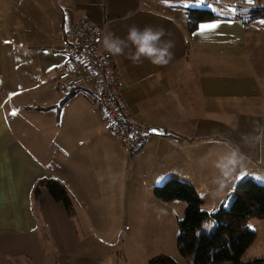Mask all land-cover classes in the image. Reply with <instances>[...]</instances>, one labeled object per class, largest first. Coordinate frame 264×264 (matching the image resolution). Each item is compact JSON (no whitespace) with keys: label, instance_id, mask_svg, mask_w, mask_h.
<instances>
[{"label":"crops","instance_id":"0c3cea01","mask_svg":"<svg viewBox=\"0 0 264 264\" xmlns=\"http://www.w3.org/2000/svg\"><path fill=\"white\" fill-rule=\"evenodd\" d=\"M190 1L22 0L14 12L0 0V264H150L160 255L181 264L165 238V222L155 219L169 204L155 197V187L186 179L205 196L204 205L211 198L210 213L228 204L222 198L247 177L244 166L262 148L241 130L261 114L264 33L254 23L264 18L250 13L264 0L228 9L235 18L212 11L214 22L194 32L188 11L198 8L188 7ZM84 18L105 36L126 40L131 26H152L174 42L172 59L161 66L147 59L134 64L127 58L130 43L123 55L103 46L130 111L155 126L132 157L135 172L92 93L62 92L53 81L67 36ZM220 25L231 26V37L219 36ZM46 179L67 188L73 216L46 188L34 197ZM147 179L156 184L155 198L139 210L128 196ZM123 203L128 231L120 227Z\"/></svg>","mask_w":264,"mask_h":264},{"label":"trees","instance_id":"16d2710c","mask_svg":"<svg viewBox=\"0 0 264 264\" xmlns=\"http://www.w3.org/2000/svg\"><path fill=\"white\" fill-rule=\"evenodd\" d=\"M251 19L264 18V7H257L250 13ZM217 16L208 9H190L188 26L194 32L204 22ZM46 188L52 198L64 204L68 214L75 209L67 188L56 179L42 180L34 190L38 199L41 189ZM155 197L163 203L183 201L186 204L184 217L179 222L177 247L188 264H264V258L244 261L243 256L254 243L257 233L248 226L250 218L264 220V185L253 179H245L236 189L230 208L221 207L210 213L203 210L204 201L191 184L171 179L154 189ZM214 221L212 231L204 229L207 221ZM150 264H178L167 255L152 258Z\"/></svg>","mask_w":264,"mask_h":264},{"label":"built area","instance_id":"2783aa9c","mask_svg":"<svg viewBox=\"0 0 264 264\" xmlns=\"http://www.w3.org/2000/svg\"><path fill=\"white\" fill-rule=\"evenodd\" d=\"M238 9L243 0H206L203 4ZM105 29L89 18L73 26L65 42V58L53 79L62 92L89 91L94 106L108 123L109 132L123 144L129 158L153 136L155 126L133 114L119 90L114 64L103 49Z\"/></svg>","mask_w":264,"mask_h":264},{"label":"rangeland","instance_id":"374dc122","mask_svg":"<svg viewBox=\"0 0 264 264\" xmlns=\"http://www.w3.org/2000/svg\"><path fill=\"white\" fill-rule=\"evenodd\" d=\"M9 3H11V6L13 7L14 12L17 10L18 12L21 11V6H22V0H5ZM264 3V1H263ZM227 2H225L224 6L222 7V5H210V6H205L203 4H197L195 3V0H191L188 4V7L191 8H198V9H208L213 11L214 13H217L218 15H221L223 18L225 17H232L235 18L236 15H233V13H231L230 11H228V9L233 10L230 7H227ZM247 5V4H246ZM214 21H210V22H204V24H208ZM228 22V21H227ZM263 22L264 21H258L256 23H254V26H260L261 28V32L264 33V26H263ZM3 22H0V27L4 30L5 28H3ZM203 24V23H202ZM228 24V23H227ZM221 29H222V33L219 34V36L222 37H231L228 33L229 31H231V26L228 25H220ZM249 33L255 32L254 27H249L247 26ZM239 33H235L232 38H235L236 35H238ZM260 115L259 116H254L252 119L249 120L250 122V126L245 127L244 130H241V135L243 137H245V140L247 139H252L253 141H257L259 143V140L262 143V148H260L258 153H254V159L251 160V163H248L244 166V170L245 172H248L247 177L243 178L242 180H240L239 183H241L243 180L245 179H253L254 181L263 184L264 185V97L261 98L260 100ZM222 121L226 122V119L223 117ZM252 126H257L259 128V130H253L251 132V127ZM187 144V142H186ZM247 154H249V156L251 157L252 152L248 150ZM126 160L130 161L131 164V169L133 168L132 164H133V158L128 159L127 155L125 154ZM251 164V166H250ZM135 172V168L132 169ZM186 182V179L184 180ZM188 181V180H187ZM167 182V181H166ZM164 182V183H166ZM239 183L236 185L235 191L232 192V194L230 196H224L222 198V200H227L228 204L225 206L226 208H230V206L232 205L235 195H236V189L237 186L239 185ZM156 184H153L152 181H150L149 179L147 180H142V183L140 185V187H137L135 192L133 194L129 193L128 196V200L130 201L131 199H133L134 204L136 206V208H138L139 210H142L144 207L150 206V200H151V196L154 197L153 194V187ZM129 188H131V185L129 186ZM125 196V194H124ZM202 197V196H201ZM155 198V197H154ZM203 200H205V196L202 197ZM208 199V198H206ZM210 199L206 202V204L203 206V210L208 211L209 209H211V202ZM167 208V211H161L160 213H158L156 215V218L158 221H163L165 222V238L167 240V243L171 244V246H173L172 248L174 249L176 255H179V251H178V247H177V239H178V235H179V222L180 220L184 217V213H185V208H186V204L183 201H175V202H171L169 204L165 205ZM123 213L120 214L121 218H119V220L122 222L121 226L123 228H126V231H128L127 228V223L125 226V222L123 223V221L125 220L126 216L128 214H126V205L125 203H123ZM130 211V209L127 210V213ZM209 212V211H208ZM140 219H144L142 216L140 217ZM117 221V219H115ZM248 226L251 230L255 231L257 233V237L256 240L254 241V243L248 248V250L245 252L244 256H243V260L244 261H250V260H254L257 258H264V220L263 219H259V218H250L248 221ZM215 227V222L214 221H207L204 225V229H208L209 231H212L213 228ZM122 232L117 234V241L119 243H121L122 241ZM122 251V250H121ZM122 254H124V251H122ZM172 257V256H170ZM173 258V257H172ZM181 264H188V261L183 258L180 257Z\"/></svg>","mask_w":264,"mask_h":264},{"label":"clouds","instance_id":"9594fccd","mask_svg":"<svg viewBox=\"0 0 264 264\" xmlns=\"http://www.w3.org/2000/svg\"><path fill=\"white\" fill-rule=\"evenodd\" d=\"M166 35L169 34L162 27L146 26L141 29L133 25L128 29L126 40L107 35L103 38V46L110 54L123 55L130 43L134 51L127 58L134 64L147 59L153 65L161 66L168 64L173 56L171 49L174 42L165 40Z\"/></svg>","mask_w":264,"mask_h":264},{"label":"snow or ice","instance_id":"6c2138e0","mask_svg":"<svg viewBox=\"0 0 264 264\" xmlns=\"http://www.w3.org/2000/svg\"><path fill=\"white\" fill-rule=\"evenodd\" d=\"M205 2H206V0H195V3H197V4H204ZM252 2H253V0H247V3H249V4H251ZM217 26L218 25L213 24V25H208V26L202 25L201 27H202V29H204V28H215ZM12 114L15 115L16 113L13 112Z\"/></svg>","mask_w":264,"mask_h":264}]
</instances>
